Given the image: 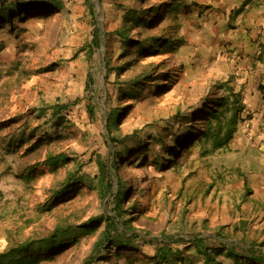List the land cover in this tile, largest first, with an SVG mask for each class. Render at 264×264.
I'll use <instances>...</instances> for the list:
<instances>
[{
  "label": "rangeland",
  "instance_id": "obj_1",
  "mask_svg": "<svg viewBox=\"0 0 264 264\" xmlns=\"http://www.w3.org/2000/svg\"><path fill=\"white\" fill-rule=\"evenodd\" d=\"M61 1L62 12L45 18L28 16L22 22L16 20L15 33H0V254L27 240L49 238L56 227H77L91 218L115 216L109 197L101 198L94 191L84 189L72 197L52 199V191L64 180L66 171L75 169L73 163L57 173L36 175L27 182L16 177L51 153L63 152L73 157L75 164L86 163L82 172L91 174L96 172L95 165L89 163L94 153L101 154L108 164L113 161L107 125L109 115L117 111L113 101L107 102L105 58L109 57L114 66L125 59H119L118 43L115 38L108 41L106 32L118 30L133 38H138L139 33L159 34L182 38L185 44L177 51L142 59L123 72L120 79L146 72L153 84L169 87L160 97L149 95L129 115L120 112L115 136L144 124L172 120L205 99L221 98V86L231 85L237 77L235 25L232 16L227 17L214 3L218 0H196L205 6L201 21L193 20L197 14L193 10L187 15L180 13L177 19L168 18L153 29L129 28L121 7H134L136 0ZM156 2L152 0L149 4ZM94 25L99 29L101 42L88 58L85 50ZM161 64L166 67L160 68ZM183 67V72L178 73ZM167 70L177 72V77L168 78L169 73L161 75ZM88 76L94 79V85L85 90ZM56 102L70 107L67 120L71 133L27 155L26 148L39 135L22 147H8L11 134L26 135L27 131H23L26 127L41 128L45 118H34V110ZM89 106L95 110L93 121L87 111ZM194 126L202 130L204 122L198 121ZM77 128L81 132L74 135ZM201 152L202 147L195 145L186 152L180 165L167 171H158L157 166L140 169L130 167V163L118 164L111 179L116 185L118 177L130 178L129 193L122 206L121 220H116L119 231H112L111 239L114 241L120 235L131 239L137 235L131 241L135 246H141L143 240L170 236L189 239L193 234L216 239L221 227L230 231L226 227L240 220L247 222L249 236L257 240L264 237V197L252 195L246 203L240 201L245 181L249 191L254 192L246 171L251 165H243L242 173L239 172L236 168L240 165L239 157L233 146L205 156ZM182 226L188 233L179 231ZM104 229L101 224L76 245L31 264H85L97 255L95 249L103 240ZM103 243L96 264H144L136 259L153 254L148 245L141 247L142 255H137L132 251L109 250L110 243Z\"/></svg>",
  "mask_w": 264,
  "mask_h": 264
},
{
  "label": "trees",
  "instance_id": "obj_2",
  "mask_svg": "<svg viewBox=\"0 0 264 264\" xmlns=\"http://www.w3.org/2000/svg\"><path fill=\"white\" fill-rule=\"evenodd\" d=\"M150 1L152 0H136L137 3L134 7L126 5L121 7L124 19L129 23L130 29H153L168 18L177 19L180 13L187 15L193 10H197L193 20L201 21L202 10L205 8L196 0H155L157 1L155 4H149ZM181 2L184 3L182 6H180ZM63 10L64 4L61 0H2L0 2V33H15L17 30L16 20L22 22L28 16L45 18ZM106 35L108 41L113 38L116 39L119 59H125L122 64L114 66L109 57L105 58L107 102L113 101L114 110L117 111L109 115L107 125L113 143V161L108 164L101 154L94 153V156L89 158V163L95 165L96 172L91 174L82 172L86 163L75 164L74 158L63 152L51 153L42 162L26 167L16 177L27 182L31 178H35L36 175V177H41L46 174L57 173L68 164L73 163L75 169L66 171L64 180L58 188L52 191V199L72 197L77 191L84 189L94 191L101 198L109 197L108 202L113 204L112 212L115 216L105 215V217L98 219L91 218L77 227H56L53 235L49 238L27 240L7 249L5 253L0 254V264L6 262L8 258L10 260L7 261V264H31L35 261L47 260L51 253L57 254L58 251L61 253L79 243V240L84 236L92 235L101 224H104L105 228L103 240L96 246L97 255L91 256L85 264H96L100 261L98 256L102 252L103 242L110 243L109 250L132 251L137 255H142V246L152 247V255L145 256V259H136L142 260L144 264H264V239L259 242L253 240L249 243L248 249H244L234 242L223 241L232 237L240 242L249 240V227H246L247 222L244 220L226 227L230 231H224L221 227V230L217 232L218 238L216 239L203 237L201 234H189V239L170 236L160 240H143L141 246H135L131 242L132 238L138 237L137 235L131 236V239H126L124 235L117 236L118 238L116 237L114 241L111 239V232L119 231L117 221L120 222L121 220L122 206L129 193L128 182L130 178L118 177L116 185L111 179L112 174L117 173L118 164L122 162V165L126 166L127 163H130V167H139L140 169L147 168V166H157L158 171H167L180 165L184 161L186 152L195 145L202 147L201 154L204 156L222 150L232 140L237 121L241 117L240 115L244 113V107L238 105L236 100L239 93H233L231 85L226 83L221 86V89H224L221 98L205 99L196 107L190 106L185 113L177 112L178 114L172 120H165L161 124H144L130 132L115 136L120 112L125 116L129 115L134 107L143 102L149 95L160 97L169 87L153 84L150 74L146 72L129 79H120L123 72L128 71L142 59L164 55L169 51H177L179 48H183L185 44L182 38L171 39L159 34L139 33L138 38H133L117 30L113 33L106 32ZM100 42L99 29L94 25L89 46L85 50L88 58H91L100 47ZM165 67V64L160 65V68ZM183 70L184 67L178 73H182ZM168 71L161 72V75L169 73L168 78L177 77V72ZM93 85L94 79L88 76L84 89H92ZM261 93L264 98V86L261 87ZM69 108L68 104L60 102L37 108L33 111L34 118H45L41 128L40 126L33 129L26 127L25 130L23 129V131H27L26 135L11 134L8 147L11 149L17 146L22 147L31 143L34 137L39 135L36 141L26 148L25 154L27 155L53 140L65 138V135L71 133V126L67 120ZM87 111L89 118L93 121L95 110L89 106ZM247 118L248 116L245 115L244 119ZM198 121L204 122L202 130H197L194 126ZM21 126L19 127L21 128ZM78 132H81L79 128L76 129L74 135H77ZM82 133L84 134V132ZM99 184H103V186L100 187ZM251 194L252 192L249 191L245 181L241 203H246ZM179 231L188 233L184 226L180 227Z\"/></svg>",
  "mask_w": 264,
  "mask_h": 264
},
{
  "label": "crops",
  "instance_id": "obj_3",
  "mask_svg": "<svg viewBox=\"0 0 264 264\" xmlns=\"http://www.w3.org/2000/svg\"><path fill=\"white\" fill-rule=\"evenodd\" d=\"M214 3L234 21L238 65L233 73L237 77L231 88L233 93H239L236 100L238 105L244 107L245 113L240 115L227 146H233L237 151L240 165L235 166L240 173L243 165H251L246 170L250 185L254 188L251 196L264 197V98L261 93L264 86V0H218ZM245 115L247 119H244ZM248 239L245 240L248 243L234 238L231 242L248 249L250 242H259L264 237L257 240L248 236Z\"/></svg>",
  "mask_w": 264,
  "mask_h": 264
}]
</instances>
